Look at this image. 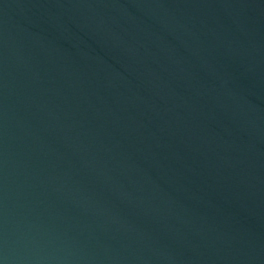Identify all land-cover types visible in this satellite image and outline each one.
Instances as JSON below:
<instances>
[{"label": "water", "instance_id": "1", "mask_svg": "<svg viewBox=\"0 0 264 264\" xmlns=\"http://www.w3.org/2000/svg\"><path fill=\"white\" fill-rule=\"evenodd\" d=\"M0 264H264V0H0Z\"/></svg>", "mask_w": 264, "mask_h": 264}]
</instances>
